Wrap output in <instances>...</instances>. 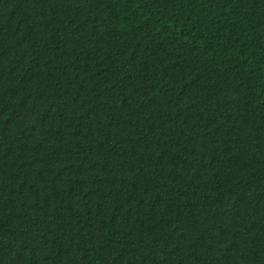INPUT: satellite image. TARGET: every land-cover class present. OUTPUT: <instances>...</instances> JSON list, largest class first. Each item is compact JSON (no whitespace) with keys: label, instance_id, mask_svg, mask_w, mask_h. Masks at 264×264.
Instances as JSON below:
<instances>
[{"label":"trees","instance_id":"trees-1","mask_svg":"<svg viewBox=\"0 0 264 264\" xmlns=\"http://www.w3.org/2000/svg\"><path fill=\"white\" fill-rule=\"evenodd\" d=\"M0 264H264V0H0Z\"/></svg>","mask_w":264,"mask_h":264}]
</instances>
